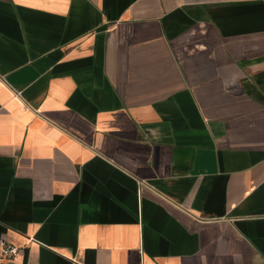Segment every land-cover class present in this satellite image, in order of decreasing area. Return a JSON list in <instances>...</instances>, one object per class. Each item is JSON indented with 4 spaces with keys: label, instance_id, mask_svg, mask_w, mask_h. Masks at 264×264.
<instances>
[{
    "label": "crops",
    "instance_id": "obj_1",
    "mask_svg": "<svg viewBox=\"0 0 264 264\" xmlns=\"http://www.w3.org/2000/svg\"><path fill=\"white\" fill-rule=\"evenodd\" d=\"M0 264H264V0H0Z\"/></svg>",
    "mask_w": 264,
    "mask_h": 264
},
{
    "label": "built area",
    "instance_id": "obj_2",
    "mask_svg": "<svg viewBox=\"0 0 264 264\" xmlns=\"http://www.w3.org/2000/svg\"><path fill=\"white\" fill-rule=\"evenodd\" d=\"M0 247L2 249V254L7 258L16 256L20 251L18 247L8 245L5 240L0 241Z\"/></svg>",
    "mask_w": 264,
    "mask_h": 264
}]
</instances>
